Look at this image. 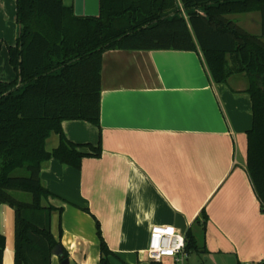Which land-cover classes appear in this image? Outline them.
Wrapping results in <instances>:
<instances>
[{
  "label": "crops",
  "instance_id": "obj_1",
  "mask_svg": "<svg viewBox=\"0 0 264 264\" xmlns=\"http://www.w3.org/2000/svg\"><path fill=\"white\" fill-rule=\"evenodd\" d=\"M63 1L74 8L75 0ZM229 17L262 36L260 11ZM19 34L17 0H0V81L17 76L6 65ZM101 76L100 125L62 122L69 140L101 144V155L84 157L79 169L55 158L41 167V181L53 193L45 204L57 208L51 230L70 264H100L97 221L112 264H153L152 227L175 226L178 215L200 250L190 252H206L203 264L264 259V211L247 172L248 76L216 82L200 49L107 50ZM59 144L60 134L52 132L46 149ZM8 209L14 210L0 204V213ZM4 261L13 264L5 255ZM61 261L53 254L52 264Z\"/></svg>",
  "mask_w": 264,
  "mask_h": 264
},
{
  "label": "trees",
  "instance_id": "obj_2",
  "mask_svg": "<svg viewBox=\"0 0 264 264\" xmlns=\"http://www.w3.org/2000/svg\"><path fill=\"white\" fill-rule=\"evenodd\" d=\"M251 11L262 13V36L229 17ZM17 20L20 34L9 46L17 76L0 81V204L15 211L14 264H52L59 245L51 230L57 208L45 204L53 193L41 181L42 164L55 158L79 169L84 157L102 153L101 144L69 140L62 122L100 125L107 50L200 49L216 82L237 73L248 76L253 125L247 172L264 211V0H101L98 17L78 16L63 0H17ZM52 132L60 134V144L48 151ZM203 216L206 221L204 210ZM97 230L100 264H112L99 221ZM185 239L188 253L199 250L191 230ZM4 249L0 233V264Z\"/></svg>",
  "mask_w": 264,
  "mask_h": 264
},
{
  "label": "built area",
  "instance_id": "obj_3",
  "mask_svg": "<svg viewBox=\"0 0 264 264\" xmlns=\"http://www.w3.org/2000/svg\"><path fill=\"white\" fill-rule=\"evenodd\" d=\"M186 239L174 225H155L152 227L148 245V255L153 262L161 263L165 258L173 259V264H184L189 253L185 249ZM264 259L245 264L263 263Z\"/></svg>",
  "mask_w": 264,
  "mask_h": 264
},
{
  "label": "rangeland",
  "instance_id": "obj_4",
  "mask_svg": "<svg viewBox=\"0 0 264 264\" xmlns=\"http://www.w3.org/2000/svg\"><path fill=\"white\" fill-rule=\"evenodd\" d=\"M67 3H69V0H65ZM10 62H7L6 67H9ZM1 69L3 70L0 72V76L5 73V66H1ZM7 72V71H6ZM6 76V74H5ZM4 76V77H5ZM7 210V209H6ZM4 213H0V225L4 229V233H1L5 236V249H4V255L9 261H12L14 264V258H15V211H9ZM10 212V213H9ZM8 236V238H7ZM5 259V258H4ZM7 261V260H6ZM203 261H205V256H202V253L200 252H190L189 256L185 259L184 264H203ZM4 264L6 262L4 261ZM206 264V262H205Z\"/></svg>",
  "mask_w": 264,
  "mask_h": 264
},
{
  "label": "water",
  "instance_id": "obj_5",
  "mask_svg": "<svg viewBox=\"0 0 264 264\" xmlns=\"http://www.w3.org/2000/svg\"><path fill=\"white\" fill-rule=\"evenodd\" d=\"M101 0H75L74 12L78 16L98 17L100 15ZM175 226L180 229L183 234L187 232V224L183 217H177ZM53 254L63 257V249L61 245H57L53 249ZM208 257H205V261ZM61 264H70L69 258L62 259Z\"/></svg>",
  "mask_w": 264,
  "mask_h": 264
}]
</instances>
